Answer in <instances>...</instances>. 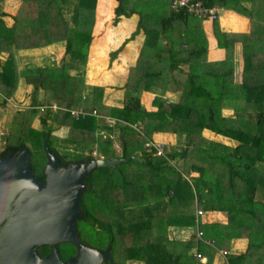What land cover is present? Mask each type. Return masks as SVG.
<instances>
[{
	"label": "trees",
	"instance_id": "1",
	"mask_svg": "<svg viewBox=\"0 0 264 264\" xmlns=\"http://www.w3.org/2000/svg\"><path fill=\"white\" fill-rule=\"evenodd\" d=\"M20 1L27 6V19L14 17L13 25L8 27L0 11V105L13 106L8 100L19 94L20 83L22 87L30 86L34 93L43 91L60 105H79L88 88L83 75L97 0ZM116 1L113 25L121 17L137 15L135 32L144 31L143 44L133 62L122 108L106 107L104 89L96 86L90 87L87 104L124 122L116 126L121 133L122 158L127 162L116 169L98 168L85 177L80 214L73 219L75 239L54 245L60 259L75 257L80 243L99 250L110 246L112 261L102 264H194L190 254L195 246L194 234L178 242L180 234L192 229L197 211H222L227 214V224L201 225L204 237L218 247L221 243L207 233L208 228L221 231L229 241L247 238L246 252L229 256V264H264V0H201L205 8L223 9L213 20L197 19L183 9L173 12L169 0H139V6L130 0ZM3 3L0 0V9ZM225 10L249 18L250 33L223 31L218 20ZM205 21L212 25L217 47L225 51L222 61H207ZM58 41H65L59 67H18V50ZM237 42L242 45L240 84L233 82V49ZM121 49L109 53L110 63ZM184 65L189 70H184ZM142 91L156 94L152 101L156 110L152 113L140 103ZM167 92L180 93L179 99L170 102L165 98ZM225 109L232 114L225 116ZM14 111L17 113L14 108L8 111L10 120ZM29 113L42 127L31 126L32 120L20 136H8L2 148L0 145L1 160L20 148H28L30 168L44 183L46 136L47 146L58 156L61 166L87 160L57 153L50 145L51 131L43 129L46 119L36 110ZM55 122L70 127L69 141L82 145L91 142L88 137L95 128L93 122L76 123L67 114H58ZM127 124L142 125L147 138L157 133L185 137L181 151L168 155L171 160L183 162V172L148 154L133 158L132 146L139 139ZM204 130L232 144L207 139L202 136ZM100 150L105 159L115 158L108 143H103ZM191 173L197 176L191 177ZM195 196L200 209L194 208ZM170 228L176 233L174 239L168 238ZM198 249L202 252L203 244ZM35 250L44 258L52 246L42 245ZM211 261L208 257L205 264Z\"/></svg>",
	"mask_w": 264,
	"mask_h": 264
},
{
	"label": "crops",
	"instance_id": "2",
	"mask_svg": "<svg viewBox=\"0 0 264 264\" xmlns=\"http://www.w3.org/2000/svg\"><path fill=\"white\" fill-rule=\"evenodd\" d=\"M100 1H103V0H97L96 2V9L94 12V25L92 28V40L88 48L87 61H86V66L84 70V75H83L84 83L86 87L88 88H86V90L83 91L81 95V102L79 103V105L75 107H69L66 105H60L53 101L45 102L43 101V99L49 100L50 98L47 95H44L43 91H40L39 94L34 93L30 86L22 87V83H20V85L18 86L17 92L19 93V95H21L20 89L23 88L24 89L23 94L18 97L16 95L15 98H10L9 100L11 101L8 100V102L10 104H13V106L8 105V104L6 106L8 110L11 108H14L17 110V113L16 111H14L13 118L16 116V114H22L19 112H23V110H29V111L36 110L38 116L44 117L46 119V124H47L45 127H47L48 129H45V127H43V129L51 131L50 133L51 148H53L57 153L61 155H66L67 157L71 159H80V158L87 159L84 162L95 161L98 159H105L100 150V146L103 143H108V145L110 146V149H112L113 153L115 154L114 159H121L127 162V159L122 158V148H121V141H120L121 133H120V130L116 126L118 123H124V122L117 118L111 117L107 114H103L102 112L98 110L96 106H91V105L89 106L87 102L90 97L91 88L96 86V87H101L104 89L103 104L106 107L122 108V106L124 105L123 103L124 94H126L125 87L128 84L129 77L127 76L126 78L121 80L119 82L121 84L115 85L116 87L119 88L118 90L119 96L122 97V98L119 97V99L117 100H114L115 94H112V98H111L110 96L111 93H107V91L109 90V88L107 87L108 85L107 80H110L111 78L119 79L120 75H118V73L116 72H113V69H115L116 71H121V70L123 71V67L125 66V63L130 62V61H127L128 55L130 54V53L127 54L126 52L127 49L129 48L132 49L134 46L135 47L139 46V52H140L141 46L143 44V39H144V33H143L144 31L142 29H139V33L135 32L137 30V24L139 22L138 17L136 15H132L131 17H121L119 18L118 22L115 25H113V20L115 16L113 12V14H110V15L108 14L107 21H105V18L100 14V11L101 12L108 11L106 1H110V0H104L105 6L102 5L99 11ZM139 2L141 5L142 1H139ZM17 4H16L17 5L16 10H18V12L20 13V7L22 5V2L17 1ZM145 7H147V4L145 5ZM145 7L143 9H145ZM114 11H115V8H114ZM222 13H224V15L222 14H221L222 16L220 15L218 22L223 31L230 32V33H240V34H245V35L250 33L251 22L249 18L242 16L240 14H237L236 12L231 11V10H225ZM18 15L17 16H14L11 14L6 15L4 13V16H2L1 18L2 20H4L6 26L11 27L14 23L13 18L18 17ZM8 18H11L12 20L11 23L7 22ZM66 21L70 23L69 22L70 19L66 18ZM105 22H107L106 26L104 25ZM207 23L208 25L206 26L205 24ZM236 28H240V30L238 31ZM203 29H204L205 36L207 39V56H206L207 61L219 62V61L224 60L225 59L224 50L219 49L217 47L216 39L212 32L211 23L205 21L203 23ZM134 38L137 39L135 43L132 42ZM106 42H108V48L104 46V43ZM123 43L124 45H122ZM121 46H122L121 52L118 54L116 59L110 64L109 53L111 51L118 49ZM25 47L26 48L20 49L16 52V61L18 59L17 63H18L19 68L25 67L29 64L34 66V62L37 61L39 63V60L40 62H43L44 64L47 62L48 59L50 61H53V63H48L47 65L41 67V68L46 67L48 69L57 68L63 63L61 62V59L63 58V54H64L65 41H58L50 45L38 47V48H31L27 46ZM139 52L134 53L131 56V59L135 57L133 62L137 59ZM19 53H23L25 55L20 56ZM133 62L131 64L132 66L134 65ZM20 63L21 65L19 66ZM109 65L111 66L109 67ZM242 66H243L242 64V45L240 42H237L234 45V49H233V82L235 84H240L242 81ZM112 67L113 69H111ZM128 68H130V66ZM95 72H98L99 74L97 77L95 76ZM71 74H74V73L71 72ZM115 76H118V77L115 78ZM155 96L156 94L153 92H148V91L141 92L140 103L147 110V112L152 113L153 111L156 110L152 106V101ZM179 96H180V93L167 92L165 94V98L169 100L170 102H176L179 99ZM2 98H3V95L1 94L0 104H1ZM14 99H17V101H13ZM32 101H34V103H32ZM146 105H149V107H147ZM1 107L2 106L0 105V108ZM8 110H6V114H8ZM93 111H96V114H93ZM222 113L225 116H230L232 114V111L225 109L222 111ZM6 114H5V117H6ZM58 114L59 115L67 114L69 118L76 123L84 122L86 120H88V122H93L95 125V128L90 131L91 134L88 137L91 139V142L88 145H82L74 141H69L70 127L68 125L56 124L55 117H57ZM26 116H27V121L29 120V122H31L32 120L34 121L36 119V118L31 119L30 113H28V115ZM127 126L136 133V136L139 139V142L132 146V154L135 156L133 158L138 159L137 157H140L142 154H148L154 157L153 159L166 161L167 163H169V165L173 166L175 170L179 172L180 171L183 172L182 168L176 169V167L180 165V162H181V166H183V162L179 159L171 160L168 158V155L181 151L182 146L180 148H173V146L176 143H177V147L180 146L183 140L186 141L184 137H179V135L170 134V133H157V134H154L151 138L149 137L147 138L143 133L142 125L127 124ZM24 127L25 126H23V128ZM23 128L20 130V132L17 135L14 136V138L20 136ZM58 132H60V135H58ZM204 134H207V136L208 134L214 135L213 137L214 139L212 140H215V141H219V140H216V137L222 138L220 136L213 134L209 130H204L202 132V136L207 139H211V138L206 137ZM7 136H10V134H8ZM47 141H48V136H46L44 139V148L46 146L48 151H50L47 146ZM147 143L153 144V145H160L162 147L163 157L153 156L152 151H149V148L146 147ZM229 144L230 143H227V145ZM51 153H54V152H51ZM70 163H78V162H70ZM120 164H124V163H120ZM120 164H118L117 166H119ZM116 167L109 168V169H116ZM190 176L195 177L197 176V174L191 173ZM182 177L184 179L186 178V176H184L183 174H182ZM194 199H195L194 208L200 209L199 202L196 199V196ZM195 216L196 217L194 218V224L192 225V229L190 231H183L184 233L180 234V237H182V239L178 241V242H185L187 241V239L190 237L191 234H194L195 246L193 247V250H191L190 254L192 256L193 253L196 251V252L203 254V256L206 258L205 262L199 263V262H196L194 257L192 256V260L194 264L195 263L205 264L208 261V257L212 258L211 264H229L228 260L231 256L240 255L246 252L247 246H248L247 238H235L229 241V239L223 238V235H221L222 234L221 231L208 228L207 233L209 235L213 234L212 236H215V238L219 241V243H221V247H218L210 238L204 237V232L201 230V225H204L207 227H211L213 225H220V226L226 225L228 222L227 220L228 218L225 212L203 211L202 217H198L197 214H195ZM197 229L203 233V239L207 241V243L196 240ZM168 238L169 239L176 238V233L174 231V228L169 229ZM209 241L213 242L212 246L208 244ZM200 243L203 244L202 252L199 251L198 249V245ZM221 252H226V255L223 256Z\"/></svg>",
	"mask_w": 264,
	"mask_h": 264
},
{
	"label": "water",
	"instance_id": "3",
	"mask_svg": "<svg viewBox=\"0 0 264 264\" xmlns=\"http://www.w3.org/2000/svg\"><path fill=\"white\" fill-rule=\"evenodd\" d=\"M45 182L37 179L26 147L0 159V264H102L111 262L105 250L77 245V254L61 260L54 245L75 239L73 219L80 214L85 177L97 168H115L121 159H98L61 166L45 146ZM51 245L41 258L35 247Z\"/></svg>",
	"mask_w": 264,
	"mask_h": 264
},
{
	"label": "rangeland",
	"instance_id": "4",
	"mask_svg": "<svg viewBox=\"0 0 264 264\" xmlns=\"http://www.w3.org/2000/svg\"><path fill=\"white\" fill-rule=\"evenodd\" d=\"M17 1L19 2L20 0H4V3L2 4V7H1V9H0V11L1 12H4L6 15H14V16H17L18 15V10H16L17 8H16V6L18 5L17 4ZM130 2H132L134 5H136V6H139L140 5V2L138 1V0H130ZM100 4H99V11H100V9H101V7H102V5H104V0L103 1H100L99 2ZM17 4V5H16ZM118 3H117V1L116 0H114V2H113V0H110V1H106V5H107V7H108V11H106V12H101L100 11V14L105 18V21H107V17H108V14L110 15V14H113V12H114V8H115V6L117 5ZM115 5V6H114ZM105 6V5H104ZM113 6H114V8H113ZM26 4H23V2H22V8L20 9V13H19V17L21 16V17H23V19H27L28 17H29V15H26V17H25V12H26ZM247 9H249L248 7H246ZM112 9H113V11H112ZM29 10H31L30 8H28L27 9V12H29ZM104 13V14H103ZM238 14V13H237ZM222 15H224V13H222ZM221 15V16H222ZM137 16V15H136ZM138 17V16H137ZM147 20H149V19H147ZM7 22L8 23H11L12 22V20H11V18H8L7 19ZM149 22H150V20H149ZM106 23L107 22H105V26H106ZM206 26L208 25V23L207 24H205ZM205 26V27H206ZM211 28V27H210ZM238 31L240 30V28H236ZM240 34V33H239ZM137 41V39L136 38H134L133 40H132V42L133 43H135ZM104 46L106 47V48H108V42H106V43H104ZM223 50V49H222ZM126 52H127V54L128 53H130L129 55H128V60L127 61H130L129 63L128 62H126L125 63V66L123 67V71L121 70V71H116L115 69H113V67L111 68V69H113V72H116V73H118V75H120V77H119V79H113V78H111L110 80H107V82H108V85H107V87L109 88V90L107 91V93H111L110 94V96H111V98H112V94H115V98H114V100H117V99H119V94H118V90H119V88L118 87H116L115 85H119V84H121V83H119L121 80H123L124 78H126L127 76L129 77V75H130V73H131V69L133 68V66L131 65L132 64V62H133V60H134V58L135 57H133L132 59H131V56L134 54V53H138L139 52V46H134L132 49H127L126 50ZM88 54V53H87ZM224 54H225V51H224ZM19 55L20 56H23V55H25V54H23V53H19ZM39 55V54H38ZM109 61H110V59H109ZM48 63H53V61H50L49 59L47 60V62L44 64L43 62H40V60H39V63L36 61V62H34V66H32L31 64H29V65H27L26 67L27 68H33V67H43V66H45V65H47ZM112 63V62H111ZM110 63V64H111ZM39 64H40V66H39ZM21 65V63L19 64V66ZM111 65H109V67H110ZM130 66V68H128ZM44 68H46V67H44ZM50 69H53V68H50ZM109 69V68H108ZM183 69H185L186 71L187 70H189V67L187 66V65H184V68ZM99 74H98V72H95V76L97 77ZM118 76H115V78H117ZM19 86V85H18ZM17 89H18V87H17ZM24 89L23 88H21L20 89V92H21V95L23 94V91ZM21 95H19V94H17V97L18 96H21ZM120 98H122V97H120ZM13 101H17V99H14ZM43 101H45V102H50L51 100H46V99H43ZM147 104V103H146ZM147 107H149V105H146ZM6 110H7V108H0V145H2L1 146V148L3 147V145L5 144V142H7V135L8 134H10L11 136L10 137H14L15 135H17L19 132H20V130L23 128V126H27V123L29 122V120L27 121V116L26 115H28V113H29V110H23V112H19V113H22V114H16V116L10 121V116L8 115V114H6ZM149 110V109H148ZM8 111H11V109H9ZM5 114H6V117H5ZM7 118V119H6ZM31 126H33V127H39V128H41V124H40V122H39V120L38 119H35L34 121H32L31 122ZM24 127V128H25ZM45 129H48L47 127H45ZM2 134V135H1ZM58 135H60V132H58ZM206 137H208V138H211V139H214L213 137H214V135H210V134H208V136H207V134H204ZM185 138V137H184ZM216 140H219V141H221L222 143H230L228 140H226V139H223V138H219V137H216ZM185 142L186 141H182L181 142V144H180V146H178L177 147V143L173 146V148H180L181 146H182V148L184 147V144H185ZM232 143H230L229 145H231ZM170 151V150H169ZM178 169L179 168H182V166H181V162H180V165H178V167H177ZM127 264H142V263H138V262H135V261H130V262H128Z\"/></svg>",
	"mask_w": 264,
	"mask_h": 264
},
{
	"label": "built area",
	"instance_id": "5",
	"mask_svg": "<svg viewBox=\"0 0 264 264\" xmlns=\"http://www.w3.org/2000/svg\"><path fill=\"white\" fill-rule=\"evenodd\" d=\"M169 6L173 12H179L181 9H183L187 12V14L192 15L197 19L204 20H213L216 12L223 11V9L205 8L201 0H169ZM93 114H96V111H93ZM146 147L149 148V151H152L153 156L163 157L162 147L160 145H153L147 143ZM197 216L202 217L203 212L197 211ZM196 240L207 243V241L203 239V233L198 229L196 231ZM211 242L212 241H209L208 244L212 246L213 242ZM221 254L224 256L226 255V252H221ZM192 256L194 257L195 261L199 263L205 262L206 260L203 254L196 251L193 253Z\"/></svg>",
	"mask_w": 264,
	"mask_h": 264
},
{
	"label": "flooded vegetation",
	"instance_id": "6",
	"mask_svg": "<svg viewBox=\"0 0 264 264\" xmlns=\"http://www.w3.org/2000/svg\"><path fill=\"white\" fill-rule=\"evenodd\" d=\"M61 164V163H60ZM61 165H63V164H61Z\"/></svg>",
	"mask_w": 264,
	"mask_h": 264
}]
</instances>
